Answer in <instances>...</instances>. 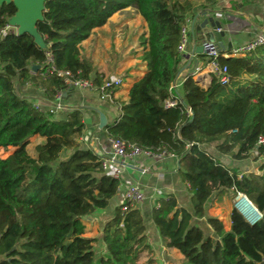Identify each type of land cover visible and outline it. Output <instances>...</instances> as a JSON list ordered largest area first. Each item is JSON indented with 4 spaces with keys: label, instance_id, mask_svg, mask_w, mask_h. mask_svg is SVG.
Instances as JSON below:
<instances>
[{
    "label": "trees",
    "instance_id": "1",
    "mask_svg": "<svg viewBox=\"0 0 264 264\" xmlns=\"http://www.w3.org/2000/svg\"><path fill=\"white\" fill-rule=\"evenodd\" d=\"M216 2L50 0L37 26L45 48L28 34L0 39V149H14L0 157V264L154 263L148 217L140 210L124 212L118 205L103 224L101 238L84 236L81 220L106 209L120 182L106 174L101 157L81 146L86 130L81 109L59 119L39 112L18 89L31 84L48 99L67 90L56 75L41 76L48 53L58 71H81L80 77L102 85L105 77L84 58L81 45L129 8L149 24V36L140 41L145 71L131 84L127 100L119 101L117 119L103 131L143 149L175 153L193 206L192 212L181 208L174 195H166L157 200L149 219L164 246L181 254L185 264H264V145L260 157L253 158L260 162L258 171L245 173L207 150L213 146L222 155L248 159L264 137V46L244 57L221 56L227 83L213 80L203 88L189 74L180 89L172 88L186 62L177 50L183 28L198 7L204 12ZM16 12L13 3L0 6V24H8ZM207 56L201 55L205 65L211 60ZM35 64L43 69L33 73ZM170 99L178 104L167 108ZM31 144L35 156L28 151ZM224 191L245 195L261 219L251 225L234 207L226 230L222 220L206 213L212 198ZM98 243L105 252L97 260Z\"/></svg>",
    "mask_w": 264,
    "mask_h": 264
},
{
    "label": "crops",
    "instance_id": "2",
    "mask_svg": "<svg viewBox=\"0 0 264 264\" xmlns=\"http://www.w3.org/2000/svg\"><path fill=\"white\" fill-rule=\"evenodd\" d=\"M197 11V15L195 17H189L186 24V27L188 28L186 54L194 53V55L190 61L185 58L186 62L176 77L174 86L179 89L187 75L192 74L197 68L205 66L204 59L201 58V55H207L204 53L205 44H219L220 50L218 51L223 55H230L234 48L244 46L255 40L264 29V0H217L214 5L209 6L204 12L200 9V7H198ZM205 12L206 15H204ZM209 17H212L215 21L220 22L222 28L220 30L213 28L211 23L207 21ZM198 27L202 28L198 30ZM220 31L224 33L223 36H217V33H220ZM207 58L210 57L207 56ZM140 60L141 59L139 58V68L130 69L137 73L134 80L144 75L145 65ZM99 73L106 79L119 77L118 75H110L103 68L99 69ZM125 86L126 85L124 84L117 92V98L119 101L127 100L131 84L128 87ZM18 89L20 94L27 97L31 102L47 98L42 88L31 84L19 86ZM64 103L67 110L58 112L56 115L57 118L60 119L65 117L69 111L81 109L83 111L84 122L86 124V130L80 139L81 146L86 149H91L101 158L109 156L111 154V143L109 137L105 135L103 129H100L99 113L102 112L107 118L108 125H111L119 115L118 107L109 101H103L100 98L99 93L84 89L68 90L65 95ZM207 150L219 158L227 167L237 168L241 173L258 171L259 169L260 162H256L251 157L248 158V160L252 159V161H250L252 163L242 164V162L236 161L232 156L220 154L213 146H207ZM142 160L145 159L139 157L134 162L137 164ZM148 162L153 164L157 170L163 171L165 173V178L163 180H158L150 174L141 173V171L134 167H128L124 172L125 180L120 183L118 194L110 201V204L106 209L99 210L92 216L88 217L89 221L92 222L95 219H100V222H102V229L103 224L114 214L116 207L120 205L122 195L126 191L128 183L130 182H138L142 184L146 187V190L149 193H152L154 188L162 189L165 194H171L177 198L179 207L192 212L193 206L191 203L190 189L189 186L182 181L178 173V159L166 158L161 162H155L152 160H148ZM217 194L215 196H217ZM208 207L209 205L206 209L207 215L210 217H217L209 214ZM151 211V206H145L141 211L148 217L146 233L149 237V242L153 249L155 247L167 249L159 236L156 226L149 219ZM231 211L230 213H227V219L230 225ZM203 221H205V219L198 220L200 225ZM168 249L175 252L173 249Z\"/></svg>",
    "mask_w": 264,
    "mask_h": 264
},
{
    "label": "built area",
    "instance_id": "3",
    "mask_svg": "<svg viewBox=\"0 0 264 264\" xmlns=\"http://www.w3.org/2000/svg\"><path fill=\"white\" fill-rule=\"evenodd\" d=\"M264 14V11H263ZM18 34V28L12 26L10 23L6 25L0 24V39L6 37L9 34ZM188 43V28L185 26L182 30V38L178 45V53L181 55L186 54V46ZM264 46V29L257 36V38L244 46L234 48L230 55L221 54L218 49L212 43H207L204 49L207 55L210 57V61L204 66L197 68L191 75L197 80L198 84L207 88L213 80L227 83L229 82L228 68L222 66L220 57H244L247 54L255 51L256 49ZM46 72L41 73V76L48 78L51 75H56L58 79H62L64 84L67 86V90H57L53 99H42L32 102L34 107L41 113L56 115L60 111L67 110L64 103L66 92L70 89H84L99 93L100 98L103 101H109L116 105L118 109H121V103L117 98L116 88L122 86L124 81L120 77H112L104 79L102 85L98 86L92 79H85L80 77L81 71L73 73L71 71H58L54 66L53 57L51 53L47 54L46 61ZM43 67L40 66L39 70ZM34 73V71H33ZM175 87L174 85L172 88ZM178 104L177 100L170 99L166 101V107H175ZM188 114L191 115V111L188 110ZM111 143V154L107 157L101 158L103 170L109 176L115 178L120 183L125 180L124 172L128 167H134L141 171L143 174H150L156 177L158 180L165 178L163 171L157 170L153 164L149 163L148 160L155 162H161L166 158H177L176 154L168 151L167 149H143L137 144L126 142L118 138H109ZM264 145V137L261 136L258 139L256 147L250 152V157H260V147ZM142 157L145 160L135 163L134 161ZM167 194L162 189L154 188L152 193H149L142 184L138 182H130L126 188V191L122 195L120 205L124 212L131 209L142 211L145 206H151V209L157 205L159 198L165 197ZM242 194H239V196ZM236 205H238L236 203ZM239 210L240 207L238 206ZM261 219L256 221L258 222Z\"/></svg>",
    "mask_w": 264,
    "mask_h": 264
},
{
    "label": "rangeland",
    "instance_id": "4",
    "mask_svg": "<svg viewBox=\"0 0 264 264\" xmlns=\"http://www.w3.org/2000/svg\"><path fill=\"white\" fill-rule=\"evenodd\" d=\"M143 35L149 36V24L141 17L135 8H129L123 12L115 14L110 18L108 24L102 28L93 31L84 44L81 45L84 58L92 61L95 72L104 69L110 75H118L124 80L125 87L134 82L137 73L130 70L139 68V58L142 51L140 41ZM141 61V60H140ZM4 64L0 62V70ZM98 70V71H97ZM36 138L30 141L34 142ZM35 144L28 147V151L35 156ZM14 149H0V157L6 158L13 154ZM242 164L252 163L248 159H235ZM239 202V196H233L232 192L224 191L210 202L208 210L212 216L219 217L225 224L226 230L230 229L227 219V213ZM224 218V219H223ZM81 222L85 226L84 236L89 238H101L102 229L100 219L89 221V218H83ZM204 228L206 226L204 225ZM207 229V228H206ZM208 231V229H207ZM105 252V246L97 244L96 259L98 260ZM150 258L154 259L153 264H185L183 256L172 250L162 247L154 248Z\"/></svg>",
    "mask_w": 264,
    "mask_h": 264
},
{
    "label": "water",
    "instance_id": "5",
    "mask_svg": "<svg viewBox=\"0 0 264 264\" xmlns=\"http://www.w3.org/2000/svg\"><path fill=\"white\" fill-rule=\"evenodd\" d=\"M50 0H0V6L4 4H11L13 3L15 7L17 8L16 14L9 20V23L18 28V34L17 35H24L28 34L33 39L34 42L40 47L45 48V41L40 34L38 30V23L43 20V14L45 10V4ZM206 15V12L204 13ZM211 23V26L213 28H216L220 30L222 28V25L220 22L215 21L214 18L209 17L208 20ZM202 27H198V30H200ZM223 32L220 31V33H217V36H223ZM218 50L219 44L214 45ZM204 53L207 54L206 50H204ZM194 53L186 54L185 58L190 61ZM33 71H38L40 69V65L35 64L32 66ZM100 129H104L108 126V121L106 116L100 112ZM243 195V194H242ZM239 196V195H238ZM244 198L255 208L257 214L259 217H262L261 213L258 211V209L251 203V201L243 195ZM235 208L247 219V221L254 225L257 222L250 221L246 215L239 210L238 205L235 206Z\"/></svg>",
    "mask_w": 264,
    "mask_h": 264
},
{
    "label": "bare ground",
    "instance_id": "6",
    "mask_svg": "<svg viewBox=\"0 0 264 264\" xmlns=\"http://www.w3.org/2000/svg\"><path fill=\"white\" fill-rule=\"evenodd\" d=\"M237 204L250 221L256 222L259 219L255 208L244 198L243 195L239 196V202Z\"/></svg>",
    "mask_w": 264,
    "mask_h": 264
}]
</instances>
